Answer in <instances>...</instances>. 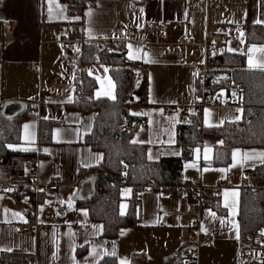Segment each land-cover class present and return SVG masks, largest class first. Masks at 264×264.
I'll return each mask as SVG.
<instances>
[{
	"label": "crops",
	"instance_id": "crops-1",
	"mask_svg": "<svg viewBox=\"0 0 264 264\" xmlns=\"http://www.w3.org/2000/svg\"><path fill=\"white\" fill-rule=\"evenodd\" d=\"M164 22L170 26L159 35L158 27ZM250 25L264 27V0H221L216 7H208L207 0H98L82 14L70 13L60 0H1L0 111L4 103H10L5 114L11 117L21 110L20 103L26 104L21 114L22 142L10 149L36 154L34 177L43 188L57 183L58 190L51 197L36 195L34 210L29 213L28 197L16 202L13 187L0 189V260L4 254H23L34 255L35 264H99L105 257L129 264L133 256L143 254L146 264H181L177 258L196 218L190 211L191 197L162 198L157 190H142L138 224L121 229L116 238L103 235V224L93 220L89 209L81 205L88 202L73 201L81 185L83 198L92 195V184L86 179L96 175L92 170L104 158L101 151L85 143L97 114L72 106L79 96V54L86 43L115 42L118 45L110 49L115 53L125 47L133 72L127 102L131 114L146 121L132 138L146 144L148 158L150 153V160L158 161L180 154L178 127L186 122L181 110L194 99L202 73L209 75L211 71L206 62L208 35L221 40L212 57L225 52L245 55L248 67L249 55L257 64L264 61V53L259 51L264 43L246 42ZM127 29L134 33L125 40ZM62 40L71 43L68 54L60 47ZM253 48L256 51H250ZM130 50L137 59H129ZM85 69L97 85L95 100H110L96 97V92L109 90V79L116 97L109 66L90 64ZM215 91L223 98L227 95L226 89ZM223 109L203 110L205 126H220L243 117V108ZM43 123L52 124L46 140L42 139ZM219 143L208 140L195 148L183 172L184 182L203 187L226 182L217 197L224 213L204 207L199 217L201 231L212 233L210 244L200 248L199 264H243L241 256L248 251L241 243L240 196L246 186L245 174L264 164L258 155L264 149H235L236 159L232 153L228 167H216L211 162L214 146ZM225 192L235 214L232 207L224 206ZM131 195L132 187L123 186L122 203H127V208ZM29 222L38 224L40 230L22 233L21 226Z\"/></svg>",
	"mask_w": 264,
	"mask_h": 264
},
{
	"label": "trees",
	"instance_id": "trees-1",
	"mask_svg": "<svg viewBox=\"0 0 264 264\" xmlns=\"http://www.w3.org/2000/svg\"><path fill=\"white\" fill-rule=\"evenodd\" d=\"M60 1L70 13L82 14L98 0ZM246 42L264 43V27L248 26ZM116 45L118 44L112 41L83 45L79 54L81 66L77 73L80 84L79 96L72 105L83 113L97 114L94 128L85 137V143L104 155L102 164L92 170L99 179L98 193L94 200L81 205L89 209L93 220L103 224V235L108 238H116L121 229L138 224L139 195L142 190L150 185L159 188L185 184L183 172L186 164L192 161L195 148L202 147L208 140L220 141L219 145L214 146V157L211 162L212 166L216 167H228L235 149H264V70L250 69L245 55L225 52L209 59L211 71L208 76L217 77L219 80L220 77H224L218 82L215 90L226 89V97L234 93L238 86H242L240 99L244 107L241 120L207 127L203 123L202 114L191 112L193 123L189 125L185 122L178 127L176 144L180 149L179 156L162 157L158 161H151L148 158L146 144L132 143L133 133L138 127L135 124L138 118L131 114L127 102L133 72L125 47L119 53L110 51ZM90 64H104L110 67L116 85L115 101L94 99L97 85L87 75L85 69ZM143 101L147 102L146 82L143 86ZM23 120L24 116L14 120L0 117V183L19 184L17 189L12 190L13 197L16 202L28 197L31 213L36 204V194L23 184L31 182L34 177L37 155L13 151L9 147L22 142ZM51 126V123L42 124L43 140L49 138ZM248 173L252 176V182L243 187L240 196L241 243L248 252L258 253L264 251V244L261 238L257 237L258 231L264 228V164L246 174ZM123 179L127 183H124ZM125 185L132 187V195L128 199L127 212L123 215L122 188ZM44 196L42 194L41 198ZM205 205L220 214L224 213L217 196H210ZM189 248L188 244H183L184 252L177 258L181 264H184L185 254ZM13 256L17 255H2L0 264H17ZM99 264L119 262L116 257H105ZM129 264H146V257L143 254L135 255Z\"/></svg>",
	"mask_w": 264,
	"mask_h": 264
},
{
	"label": "built area",
	"instance_id": "built-area-1",
	"mask_svg": "<svg viewBox=\"0 0 264 264\" xmlns=\"http://www.w3.org/2000/svg\"><path fill=\"white\" fill-rule=\"evenodd\" d=\"M221 0H207L208 7H216L220 4ZM170 26V22H164L158 27L159 35H162L167 32L168 27ZM134 33L133 30L127 29L124 32L123 38L125 40L129 39L131 35ZM221 42L218 37L213 35H208L206 38V49L207 56L206 62L212 57L214 52V47L217 43ZM60 47L67 54L71 51V43L66 40L60 41ZM219 79L217 77H209L208 72H203L200 76V86L197 91L194 99L191 101L190 105L183 108L181 110V115L185 119V121L191 125L193 120L190 116L191 112H195L201 114L203 110L207 108H223V107H240L243 108L244 104L240 99V93L242 91V86H238L233 93L229 97L223 98L220 94L215 91V87H217ZM136 125L138 126H146V121H137ZM246 181L251 183L252 176L250 173L246 174ZM124 183H127L125 179H123ZM20 185L16 183L4 184L0 183V189H4L5 187H13L17 189ZM25 187H30L32 191L36 193V195L44 194L46 197H51L57 190L58 184L51 183L46 187H42L41 184L37 181L36 177H33L32 181L29 183L23 184ZM226 187V182H219L214 187H203L194 183H185L183 185H168L155 187V185H150L148 188L157 190L162 198L167 197H191L193 203L191 204L190 211L196 216V218L192 221L190 226V231L187 235L189 239L184 242V244H188L190 246L187 249L185 254L184 264H199L200 257V248L212 241V233L207 232L203 233L201 231L200 224V214L203 208L206 206V202L210 196H219L222 192V189ZM258 188V187H256ZM40 230V226L35 222H29L25 225H22L20 231L22 233H32L38 232ZM257 237L261 238L262 244H264V228L260 229L257 233ZM16 259L17 264H35L36 258L34 255H23L19 254L17 256H13ZM241 260L243 264H264V251L262 252H247L241 256Z\"/></svg>",
	"mask_w": 264,
	"mask_h": 264
},
{
	"label": "snow or ice",
	"instance_id": "snow-or-ice-1",
	"mask_svg": "<svg viewBox=\"0 0 264 264\" xmlns=\"http://www.w3.org/2000/svg\"><path fill=\"white\" fill-rule=\"evenodd\" d=\"M129 48L131 49V46H129ZM250 51H256V49L255 48H253V49H250ZM259 51L260 52H262V53H264V48H262V49H259ZM129 59H137L138 58V56H137V54L136 53H133L131 50L129 51ZM248 64H249V67L250 68H253V67H261V68H264V61H261L259 64H257V63H255L254 62V59H253V57L251 56V55H249V57H248ZM103 81H101V85L103 86ZM108 85H109V90H107V91H103V92H101V91H98V92H96V97L97 98H99V97H101V96H106V97H108L110 100H113V101H115L116 100V97H115V95H113V93H112V91H111V88L112 87H114L113 85H112V81L109 79L108 80ZM233 95H235V93H233ZM133 115H137L136 113H133ZM28 126L27 125H25V128H27ZM171 142V141H170ZM132 143H142V142H140V141H137V140H133L132 141ZM9 147L10 148H12L13 146L12 145H9ZM236 155H237V153L236 152H234L233 153V159L235 160L236 159ZM245 155H247V154H245ZM262 159H264V153H259L258 154ZM152 157H151V154L149 153V159H151ZM207 158V157H206ZM12 189H8V191H11ZM225 207L226 208H229V207H232L233 208V214H235V212H234V205H229V203H228V201H227V197H228V195H229V193L228 192H225ZM231 195L232 196H235L236 195V193L235 192H233V193H231ZM13 215H19L18 213H13ZM213 216L215 215L214 213L212 214ZM233 224H234V226L237 228V230H238V225H236L235 224V222L233 221L232 222ZM238 238V237H237Z\"/></svg>",
	"mask_w": 264,
	"mask_h": 264
},
{
	"label": "water",
	"instance_id": "water-1",
	"mask_svg": "<svg viewBox=\"0 0 264 264\" xmlns=\"http://www.w3.org/2000/svg\"><path fill=\"white\" fill-rule=\"evenodd\" d=\"M10 103H4L3 104V107L0 111V117L2 118H5V119H8V120H14V119H17L21 116V114L26 111V104L25 103H20V106H21V110L16 112L13 116L9 117L5 114V110H6V107L7 105H9ZM86 181L88 182H91L92 184V187H93V193L90 197L88 198H83L82 195H81V192H82V185L80 187V190L76 193V195L73 197V201L74 202H80V201H84V202H91L92 200H94L97 196V193H98V183H99V179L96 175H91L89 176ZM184 252V251H183ZM182 252V254H183ZM167 260V259H165Z\"/></svg>",
	"mask_w": 264,
	"mask_h": 264
},
{
	"label": "rangeland",
	"instance_id": "rangeland-1",
	"mask_svg": "<svg viewBox=\"0 0 264 264\" xmlns=\"http://www.w3.org/2000/svg\"><path fill=\"white\" fill-rule=\"evenodd\" d=\"M215 109H223V108H215ZM223 111H225V109H223ZM239 120H241V119H239ZM244 184H245V182H244ZM248 184H250V183L246 181V185H248ZM126 189L128 190V187H126ZM126 210H127V203H122V205H121V213L124 214L126 212Z\"/></svg>",
	"mask_w": 264,
	"mask_h": 264
}]
</instances>
